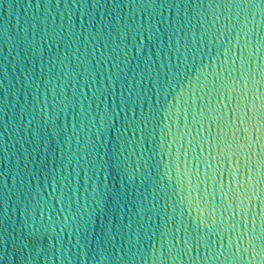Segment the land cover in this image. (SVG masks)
I'll return each instance as SVG.
<instances>
[{"label":"water","instance_id":"95a60500","mask_svg":"<svg viewBox=\"0 0 264 264\" xmlns=\"http://www.w3.org/2000/svg\"><path fill=\"white\" fill-rule=\"evenodd\" d=\"M0 264H264V0H0Z\"/></svg>","mask_w":264,"mask_h":264}]
</instances>
